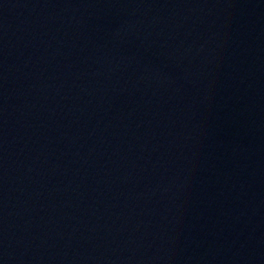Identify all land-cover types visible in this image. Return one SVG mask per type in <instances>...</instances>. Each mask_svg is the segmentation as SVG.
I'll list each match as a JSON object with an SVG mask.
<instances>
[{
  "label": "water",
  "instance_id": "1",
  "mask_svg": "<svg viewBox=\"0 0 264 264\" xmlns=\"http://www.w3.org/2000/svg\"><path fill=\"white\" fill-rule=\"evenodd\" d=\"M264 12V0H252Z\"/></svg>",
  "mask_w": 264,
  "mask_h": 264
}]
</instances>
